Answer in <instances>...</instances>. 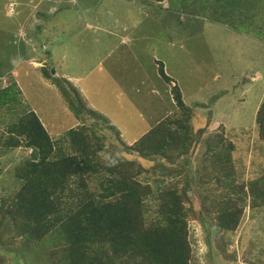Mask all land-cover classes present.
<instances>
[{
    "label": "rangeland",
    "instance_id": "rangeland-1",
    "mask_svg": "<svg viewBox=\"0 0 264 264\" xmlns=\"http://www.w3.org/2000/svg\"><path fill=\"white\" fill-rule=\"evenodd\" d=\"M263 1L0 0V75H5L0 87L12 81L6 76L14 62L20 65L21 58L32 57V69H22L21 74L14 70L22 102L18 109L13 105L0 108V136L9 134L7 127L19 112L33 109L54 139L71 128L94 127L98 135H105L101 136L103 162L116 155L137 158L132 168L136 178L155 184L165 177L167 183H174L175 178L162 171H170L173 165L162 156L146 159L127 153L112 129L101 128L107 123L101 121L98 132L93 125L97 118L88 110L79 118L56 83L41 71L49 62L53 74L58 72L75 83L87 103L105 114L121 130V138L132 145L176 108L170 85L160 73L163 64L191 107L222 93L212 98L214 110L212 106L201 110L202 118L191 124L200 136L205 131V137L225 125L227 137L237 145L233 156L238 180L256 178L264 168V140L256 126V112L264 98V8L254 7ZM250 15L256 27L243 25ZM257 68L262 79L252 82ZM203 142L204 138L187 156L194 161L193 173L200 166L194 157L202 154ZM12 151L9 156L0 149V209H6L7 201L12 203L21 185L14 173L16 164L36 149L22 144ZM140 165L146 169L141 173ZM179 178L182 181L183 175ZM97 185L93 180L90 186ZM204 193L194 188L189 192L199 213ZM146 201L147 214L155 215V200ZM9 221L2 223L0 218V264H47L51 252L63 250L58 230L28 244L16 236ZM188 226L191 264H264V206L253 208L249 197L236 231L220 230L215 215L206 218L193 213ZM25 245L30 247L27 255ZM44 252L46 260L39 256Z\"/></svg>",
    "mask_w": 264,
    "mask_h": 264
},
{
    "label": "trees",
    "instance_id": "trees-1",
    "mask_svg": "<svg viewBox=\"0 0 264 264\" xmlns=\"http://www.w3.org/2000/svg\"><path fill=\"white\" fill-rule=\"evenodd\" d=\"M250 21L252 17L245 19L243 25L255 26V20ZM31 58H21L22 64L14 62L13 68L20 74L22 69H32ZM41 71L56 83L79 118L88 110L97 118L94 126L101 121L107 123L100 124L101 128L112 129L127 153L146 159L162 156L173 165L163 173L175 178L174 183H167L165 177L162 182L158 179L155 184L144 183L132 171L139 159L116 155L103 162L105 135H98L94 127L81 125L54 139L36 111L19 112L16 121L7 127L9 134L0 136V149L11 156L12 148L23 144L36 152L16 164L14 173L21 185L12 203L0 209V218L2 223L9 219L16 236L28 244L58 230L60 241H64L63 250H54L47 260L43 257L45 252L39 255L47 264H191L190 215H215L219 228L234 231L240 225L248 197L253 208L264 206V168L254 179L238 180L233 156L237 145L227 137L222 124L218 126L221 131L217 129L204 137V150L194 157L200 166L192 172L194 161L187 156L201 146L202 136L191 122L202 118L201 110L211 107L215 101L212 98H220L222 93H214L209 101L196 102L191 107L162 64L160 73L170 85L176 108L130 145L105 114L87 103L75 83L60 77L55 70L53 74L49 62ZM22 97V88L16 81L0 87V108L13 105L18 109ZM218 106L219 102L215 107ZM256 126L263 141L264 99L257 111ZM101 128L97 127L98 132ZM139 168L140 173L146 170L142 165ZM93 180L98 183L96 188L90 186ZM192 188L205 190L202 213L194 209L189 194ZM149 198L157 206L153 216L147 214ZM22 248L27 255L30 247Z\"/></svg>",
    "mask_w": 264,
    "mask_h": 264
},
{
    "label": "clouds",
    "instance_id": "clouds-1",
    "mask_svg": "<svg viewBox=\"0 0 264 264\" xmlns=\"http://www.w3.org/2000/svg\"><path fill=\"white\" fill-rule=\"evenodd\" d=\"M155 1H159V0H155ZM162 2L164 1V0H161ZM261 3H263V8H264V1L263 2H261ZM263 8H260V9H263ZM250 17H252L251 15L250 16H248V17H246L245 19H250ZM256 18V16H254V19ZM239 20V19H238ZM250 45V44H249ZM14 68L12 69V71H11V74H12V76H10V74L8 75V76H6V77H8V78H10V79H12V81H16V79H15V76H14ZM16 71L17 70H15V73H16ZM254 73V76H251V81L252 82H255L256 80H261L262 78V75L261 74H257V73H255V72H253ZM3 77H5V75H0V82H1V80H2V78ZM218 77H221V76H218ZM264 79V78H263ZM217 80V79H216ZM247 80V78H245V80L243 81V82H245ZM11 81V82H12ZM8 86V85H7ZM6 87V86H5ZM264 99V98H263ZM263 101V100H262ZM262 103V102H261ZM261 105V104H260ZM260 107V106H259ZM259 107H258V109H259ZM258 111V110H257ZM256 115H257V112H256ZM225 126V125H224ZM201 135V134H200ZM205 137V131L203 132V134H202V137H201V139L202 138H204ZM232 140V139H231ZM233 141V140H232ZM27 148H29V149H34L33 147H27ZM32 153H30V155H31ZM29 155V156H30ZM2 198V197H1ZM0 198V199H1ZM7 203V205L6 206H8L9 204H10V202H6ZM219 228V227H218ZM220 230H222V231H225V232H233V231H229V230H226V229H221V228H219ZM237 230V228L234 230V231H236Z\"/></svg>",
    "mask_w": 264,
    "mask_h": 264
},
{
    "label": "crops",
    "instance_id": "crops-1",
    "mask_svg": "<svg viewBox=\"0 0 264 264\" xmlns=\"http://www.w3.org/2000/svg\"><path fill=\"white\" fill-rule=\"evenodd\" d=\"M260 8H263V3H260V5L259 6H257L256 7V9H260ZM211 21V20H210ZM257 26V21L255 20V27ZM229 34V33H228ZM262 39V38H261ZM252 71V70H251ZM253 72H255V73H259V74H261V71L257 68V69H255Z\"/></svg>",
    "mask_w": 264,
    "mask_h": 264
}]
</instances>
